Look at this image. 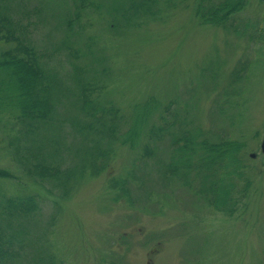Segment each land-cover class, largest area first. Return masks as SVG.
<instances>
[{
    "label": "rangeland",
    "instance_id": "374dc122",
    "mask_svg": "<svg viewBox=\"0 0 264 264\" xmlns=\"http://www.w3.org/2000/svg\"><path fill=\"white\" fill-rule=\"evenodd\" d=\"M169 1L176 8H168ZM54 2L57 9L45 17L49 22L40 14L32 15L27 35L37 54L49 56L56 66L54 72L66 86L75 89L69 75H78L84 86H95L87 95L89 99L101 107L113 104L123 114L128 113L127 106L154 96L166 109L171 108L178 120L162 139L154 141L158 157L147 158L137 174L130 172L139 169L134 163H141L150 139L140 141L136 150L129 144L112 143L109 166L96 177L84 170L69 195H63L53 183L37 185L21 170L15 180L19 168L15 136H20L21 126L15 122L13 101H0V167L14 175L0 179V194H33L39 205V211L23 221L32 232L23 233L28 241L23 263L39 260L48 247V253H55L56 264H149L148 259L152 264H264V152L260 151L264 50L222 29L196 23L194 0H159L160 12L154 18L131 11L126 16L129 22L121 21L116 5L90 0L92 5L82 11L69 33L57 22L62 21L58 16L66 18L73 12V0ZM36 3L30 0L27 8ZM9 5L14 11L8 15L14 22L15 0ZM241 15L263 20L264 3L251 0ZM110 20L118 25L110 29ZM2 33L0 56L15 47L12 39H1ZM239 67L243 72L235 79ZM72 102V97L62 99L53 123L39 133V140L46 138V151L56 146L62 167L78 162L84 138L72 120L90 121L80 114L78 103L75 108ZM164 113L166 116L167 111ZM196 129L211 141L217 138L209 134L219 132L223 138L245 144L251 186L232 216L166 176L171 144L185 132L195 138ZM90 140L84 152L93 147ZM108 141L103 139L101 146H109ZM17 142L20 153L28 154L24 141ZM30 145L34 142L26 146ZM251 153L256 156L250 158ZM117 179L127 180L126 192L116 184ZM165 180L171 181L165 184Z\"/></svg>",
    "mask_w": 264,
    "mask_h": 264
},
{
    "label": "trees",
    "instance_id": "16d2710c",
    "mask_svg": "<svg viewBox=\"0 0 264 264\" xmlns=\"http://www.w3.org/2000/svg\"><path fill=\"white\" fill-rule=\"evenodd\" d=\"M10 1L0 0V32L4 31L1 39L6 42L10 39L15 41L14 49L7 50L0 56V101H8L9 104L13 101L15 122L21 126L20 136H15V162L19 167L15 170V180H18L16 172L21 170L37 185L51 182L54 187L63 191V195L66 192L69 195L72 186L82 178L84 170L91 171L90 177H96L109 166L108 162L114 152L110 146L112 143L129 144L131 150H136L140 141L150 139L143 148L141 163H134L139 169L132 170L131 175L140 172V166L145 164L147 158L158 157L154 141L162 139L170 131L178 120L177 114L171 108L166 109L154 96L127 106V114H123L113 104L101 107L96 104V100L87 96L95 86L90 83V87L84 86L78 75H69L70 86H76L75 89L66 86L54 72L56 66L50 63L49 56L45 53L37 54L27 35L33 25L32 15L40 14L45 20L51 10L57 9L54 0H37L31 8H27L30 0H15L14 22V18L8 15L14 11L10 8ZM260 1L264 3V0ZM89 2L90 0H73V12L68 13L66 18L58 16L62 20L57 22L58 26L66 27V32L69 33L72 24L80 20L82 11L92 5ZM108 4L119 8L117 11L121 21L126 20L131 11L149 18H154L160 12L159 0H106L104 5ZM250 4L251 0H194L193 16L201 26L222 29L239 41L264 50V18L258 22L243 19L241 15ZM166 6L176 7L171 1ZM126 21L129 22V19ZM108 23L110 29L118 25V22L116 24L111 20ZM66 36L65 33L64 38ZM60 43L63 44L64 41L60 40ZM242 69L243 67L235 69V79H240ZM69 97L73 98L71 104L76 108L78 103L80 114L90 118V121H82L80 118L72 120V125L84 138L81 150L77 152L78 162L62 167L56 146L52 151H46V138L39 140V133L53 123L57 104ZM164 111H167L166 116ZM121 128L124 131L121 132ZM195 131V138L194 134L185 132L171 144L166 176L182 182L210 206L232 216L239 202L248 196L251 186L246 169L245 144L239 139L223 138L219 132L209 134L210 137L217 138L216 141H211L204 137L201 130ZM199 136L202 139L196 140ZM92 137L99 138L91 139ZM20 139L24 141V149H28V154L20 153L17 146V140ZM103 139L109 140V146H101ZM89 140L93 147L84 152ZM32 141L34 146L27 147V143ZM11 177L14 175L8 169L0 167V179ZM115 182L126 192L124 186L127 180L117 179ZM38 208L36 195L0 194V264H24V250H27L28 241L23 233L27 235L32 232L23 221L36 214ZM45 259L47 264H56L52 253L47 257L40 256L32 264H40Z\"/></svg>",
    "mask_w": 264,
    "mask_h": 264
},
{
    "label": "water",
    "instance_id": "95a60500",
    "mask_svg": "<svg viewBox=\"0 0 264 264\" xmlns=\"http://www.w3.org/2000/svg\"><path fill=\"white\" fill-rule=\"evenodd\" d=\"M261 150L264 152V139H263L262 144H261ZM251 156L254 157V154H252Z\"/></svg>",
    "mask_w": 264,
    "mask_h": 264
},
{
    "label": "flooded vegetation",
    "instance_id": "af4514ba",
    "mask_svg": "<svg viewBox=\"0 0 264 264\" xmlns=\"http://www.w3.org/2000/svg\"><path fill=\"white\" fill-rule=\"evenodd\" d=\"M148 260H149V264H152L151 259H148Z\"/></svg>",
    "mask_w": 264,
    "mask_h": 264
}]
</instances>
